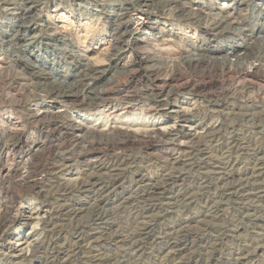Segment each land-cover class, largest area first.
I'll use <instances>...</instances> for the list:
<instances>
[{
  "label": "rangeland",
  "instance_id": "1",
  "mask_svg": "<svg viewBox=\"0 0 264 264\" xmlns=\"http://www.w3.org/2000/svg\"><path fill=\"white\" fill-rule=\"evenodd\" d=\"M35 1L0 0V110L13 111L28 141L44 142L30 159L28 148L11 151V124L0 119V165L9 152L13 168L0 173V220L5 204L22 220L1 228L0 264H264V27L238 19L245 0H181L179 12L175 0ZM28 7L30 17L18 19ZM189 8L202 17L197 25L182 19ZM237 49L248 53L242 63ZM81 69L88 74L76 105L48 98L51 82L41 73L57 70L69 87ZM248 74L257 85L246 83ZM102 92L143 93L149 103H169L163 112L189 107L201 127L191 133L161 114L177 124L172 134L138 133L134 144L114 150L112 138L64 136L76 111L88 114L78 106ZM39 102L55 104L63 118L33 122L27 113ZM133 113L146 121L147 113ZM94 153L97 160L87 162ZM219 165L235 172L236 186L246 185L241 193ZM170 174L178 178L166 182ZM30 209L31 220L21 217ZM187 224L192 231L181 229ZM18 236L31 237L24 255L8 248Z\"/></svg>",
  "mask_w": 264,
  "mask_h": 264
},
{
  "label": "bare ground",
  "instance_id": "2",
  "mask_svg": "<svg viewBox=\"0 0 264 264\" xmlns=\"http://www.w3.org/2000/svg\"><path fill=\"white\" fill-rule=\"evenodd\" d=\"M35 0H22L21 5H23L24 7L30 3H33ZM36 2V1H35ZM32 8L28 7V9L25 8V10L21 11L20 15L18 14V19H22V21L27 20L30 17V12H31ZM15 15V14H12ZM32 16V15H31ZM17 19V18H16ZM28 22V21H27ZM21 23V22H20ZM24 23V22H23ZM17 32V31H16ZM2 34V33H1ZM15 34V33H14ZM3 38V37H2ZM18 39H21V36L18 37ZM7 40V39H6ZM13 41H15V38H11L10 40H8V42H10L9 44L12 45ZM2 42V41H1ZM4 49V48H3ZM246 51L244 50V52L241 49H237L236 53L233 54V57H236V59L239 61V63H242L243 61L246 60V57H248V53L246 55L245 53ZM9 53V52H8ZM7 53V54H8ZM233 53V52H232ZM231 53V54H232ZM204 54V53H202ZM3 55V54H2ZM209 55V54H208ZM11 56V55H10ZM203 56V55H201ZM232 56V55H231ZM212 57V56H211ZM76 58V57H75ZM12 59V57H11ZM29 59V58H28ZM213 59V58H212ZM218 59V58H217ZM8 60V59H7ZM78 62V64L82 65L80 58L76 61ZM83 62V61H82ZM197 63V62H196ZM195 63V64H196ZM219 63V62H217ZM201 64V63H200ZM84 65V64H83ZM82 65V66H83ZM9 66V65H8ZM22 66L25 69H29L31 71H34L35 68H39V65H35V63H33V65L31 63H27L25 62L24 64H22ZM86 66V65H85ZM194 66V65H193ZM33 68V69H30ZM195 67V66H194ZM0 68H1V62H0ZM86 68V67H85ZM98 69V68H97ZM37 70V69H36ZM29 72V71H28ZM45 72V71H44ZM88 70H79L74 72V80L72 82V85L69 87H65V85L63 84V82H58L57 79V70H52L49 71L47 73H41V75H43L44 79L46 82L50 81L51 85H50V89L48 92V98H53V99H57V98H62V102L64 104H74L76 105V99L78 98V96L80 95V90L79 89H84V86H81V78L82 76H84L85 73H87ZM36 73V74H39ZM93 73V72H92ZM246 73H251V72H246ZM88 74V73H87ZM94 76H98L96 80H99L102 78V75H98L101 73H94ZM245 75L243 76V78L246 80V83L250 84V85H257V83L254 81V78L251 77L253 74H251L250 76ZM35 75V74H34ZM34 77V76H33ZM41 77V76H40ZM256 77V76H255ZM242 78V79H243ZM36 79V78H35ZM40 79V78H39ZM248 79H250V81H248ZM44 82V81H43ZM45 82V83H46ZM65 82V81H64ZM210 82V81H209ZM69 83V82H68ZM71 84V83H70ZM215 84V83H214ZM160 84H157V86H155L156 88H160V86H158ZM187 86V85H186ZM196 86V85H195ZM209 86V85H208ZM48 87V86H46ZM194 87V86H192ZM206 88V87H205ZM68 89V90H67ZM88 89V87H87ZM91 89V88H90ZM185 88H181V90H184ZM193 89V88H192ZM198 89V88H197ZM202 89V88H201ZM67 90V91H66ZM89 90V89H88ZM118 90V89H117ZM158 90V89H157ZM178 90V87H177ZM180 90V91H181ZM199 90V89H198ZM90 91V90H89ZM100 91V90H99ZM124 91V90H123ZM163 91V90H162ZM125 92V91H124ZM129 92V91H128ZM189 92V91H188ZM192 92V90H191ZM195 92V91H194ZM197 92V91H196ZM262 92V91H260ZM91 93V92H90ZM127 93V92H126ZM153 93V92H152ZM162 93V92H161ZM154 94V93H153ZM156 94V92H155ZM44 95V94H43ZM123 95V94H122ZM138 95V94H137ZM157 95V94H156ZM145 96V95H144ZM264 96V95H263ZM143 97V93H140L138 96H130V93L125 95V96H118L117 94H115L114 92H102V93H98V94H90L89 98L87 100V103L84 106H78L81 110L85 111L86 113H88L86 116L82 115L81 112H77V116H74V123L71 124V131L72 133H63L64 136H73L74 139H76L78 142L82 141L84 139L85 135H92V136H96L98 135L99 137H107V138H112L113 139V144H111V149H116V148H121V149H126L127 145L129 144H134L138 137L136 136V134L138 133H143L145 134L149 139L153 140L154 138H158L159 136H167L172 134V130L174 127L177 126H172V124H166L167 122H169V120H166L165 117H163L161 114L167 115L168 118H175L177 119L180 123H184L182 124L184 129H186L188 132H195L196 129L200 128L201 126L197 125L195 126V124L190 121L189 117L191 116V110L189 109V107H176L174 109H172L171 111H167V112H163L165 111V109H168L169 107V103L167 102H158V103H149L145 98ZM2 98V97H1ZM257 98V97H256ZM214 99V98H213ZM85 100V99H84ZM238 100V99H237ZM51 101H53L51 99ZM56 101V100H55ZM55 101L50 102V103H55ZM165 101V100H164ZM257 101H259L257 99ZM80 102V101H79ZM216 102V101H215ZM47 103V102H46ZM10 104V103H9ZM55 104H45L42 102H39L38 104H36V106L38 107V109L31 111L29 110V113H27L28 118H30V120L36 121V122H41L42 119H46L49 116H55L56 119H60L63 118L62 114H60V110L57 111H53V107ZM31 106V105H30ZM56 107V106H55ZM11 109V108H9ZM218 109V108H217ZM140 110L144 113H147V116L143 117L146 119V121L144 122H139V118L137 116H135V111ZM22 112V111H21ZM20 113V112H19ZM133 113V114H132ZM19 115V114H18ZM76 118V120H75ZM0 119L3 123V121L5 122H9L10 126H11V138L13 139V149H11V151H15V150H21V151H25L26 148H28V150L25 151V155H27V158H29V156H33L35 154H37L40 149H42L44 147V142L41 141H28L29 139L26 137V134L22 133L21 129V124L18 121L19 118H17L16 116L13 117V111L10 110L8 111L7 108H2L0 110ZM26 119V118H25ZM180 119V120H179ZM27 120V119H26ZM90 122V123H86V122ZM177 121V122H178ZM94 122V123H93ZM96 122V123H95ZM101 122V123H100ZM217 122V121H216ZM68 123V122H67ZM200 123V122H199ZM211 124V123H210ZM67 125V124H66ZM214 126V125H213ZM57 127V126H56ZM70 127V126H69ZM213 127H209V129H212ZM54 130V129H53ZM69 130V129H68ZM205 130V129H204ZM57 131V130H55ZM211 131V130H210ZM190 135V134H189ZM90 137V136H89ZM59 138V137H58ZM98 139V137H96ZM140 138V137H139ZM147 138V139H148ZM85 140V139H84ZM91 140V139H90ZM144 140V139H142ZM32 142V143H31ZM86 142V141H84ZM111 142V141H110ZM141 142V140H140ZM90 143V142H89ZM98 143V142H97ZM139 143V142H138ZM79 144V143H78ZM92 144V143H90ZM96 144V143H95ZM156 144V143H155ZM92 146V145H91ZM131 146V145H130ZM5 147V146H4ZM95 147V146H94ZM79 148V147H77ZM81 148V147H80ZM79 148V149H80ZM129 148V147H128ZM7 150V148H4L5 152ZM102 149L100 148H96V149H90L89 152H101ZM11 153L8 152L7 155H10ZM13 154V153H12ZM33 154V155H32ZM5 153L2 154V164L0 165V173L1 175H8L12 172L13 168L9 165L6 164L5 159L7 161V159H9V157L7 156ZM86 161L87 162H91L93 163V160L98 158L97 154H91V155H86ZM30 159V158H29ZM28 159V161H29ZM75 160V159H74ZM79 160V159H78ZM84 160V159H83ZM97 160V159H96ZM95 161V160H94ZM37 163V162H36ZM39 163V162H38ZM120 163V162H119ZM39 165V164H38ZM27 166V165H26ZM25 166V167H26ZM40 166V165H39ZM38 167V166H36ZM259 167V166H258ZM41 168V167H40ZM220 165L219 167H217V169L219 171H221L219 174H221L222 179L230 181L228 182L232 184V188L233 190L236 191H242L243 188L246 186L244 184H239L236 186V184L234 183V180L236 179V177H238L234 171L232 170H228L227 168H221ZM263 168V167H262ZM258 169V168H257ZM93 170V169H92ZM214 170V169H213ZM56 171V170H55ZM96 171V170H95ZM116 171L118 170H113L112 172L117 173ZM217 171V170H216ZM28 175V174H27ZM51 175V174H50ZM30 176V174L27 176V178ZM116 176V175H114ZM257 176V175H256ZM37 177V176H36ZM117 177V176H116ZM178 177H175V175L170 174L166 176V182H170L175 180ZM242 178V177H241ZM44 180V176L41 175L40 178L36 179L35 178V185H39L42 184ZM117 180V179H116ZM115 180V181H116ZM221 180V178H220ZM223 180V181H224ZM90 181V180H89ZM226 181V182H227ZM240 181V180H239ZM61 183V182H60ZM251 183V182H250ZM33 184V183H32ZM92 185V184H91ZM154 188V187H153ZM166 188L162 189L163 191ZM154 190V189H153ZM159 191V189H158ZM157 192V191H156ZM156 192H153L152 194H148V198L151 199V196H154ZM48 193V192H47ZM241 193V192H239ZM260 194V193H259ZM147 197L142 198V201L146 200V201H150V199H148ZM155 197V196H154ZM153 199V198H152ZM251 199V198H250ZM141 200V199H140ZM128 201V200H127ZM138 201V200H137ZM139 202V201H138ZM19 203V202H18ZM95 203V202H94ZM137 203V202H136ZM146 203V202H145ZM13 204V203H12ZM149 204V203H148ZM53 206V205H52ZM136 206V205H135ZM66 207V206H65ZM96 207V206H95ZM151 207V206H150ZM149 208V207H148ZM147 208V209H148ZM1 209V208H0ZM47 209V208H46ZM16 210V209H15ZM31 210V209H30ZM48 210V209H47ZM146 210V209H145ZM150 210V209H149ZM154 210V209H153ZM80 211V210H79ZM144 211V210H142ZM2 212V211H1ZM31 212H33V210H31L28 213L23 212V215H21V217H25V219H32L31 216ZM67 212V211H66ZM65 212V213H66ZM39 213V212H38ZM60 213V212H59ZM64 213V214H65ZM17 214V212H16ZM22 214V213H21ZM30 214V216H29ZM76 214V213H75ZM47 215V214H46ZM63 215V214H61ZM66 215V214H65ZM34 217V215H33ZM20 222L22 221L21 219H18V216H14L12 214V210L11 208L5 204L3 205V214L0 220V233H1V228L5 225V224H13L16 221ZM257 220V219H256ZM18 225V224H17ZM55 225V224H54ZM193 227V226H192ZM51 228V227H50ZM182 230L185 231H189L191 230V225L187 224L184 225L182 228ZM195 229V228H193ZM5 230V229H4ZM82 230V229H81ZM179 231V230H178ZM192 231V230H191ZM4 233V231H3ZM32 233V231L30 232ZM3 234H1L2 236ZM27 235V234H26ZM25 235V236H26ZM186 235V233H185ZM7 236V235H6ZM24 237H19L16 241L15 238L11 239L8 243V248L10 250V252L13 251H19L22 255L25 254V251L27 249L26 244L29 243L31 240L30 238H25ZM7 239V238H6ZM146 239V238H145ZM86 243V242H85ZM32 244V241L31 243ZM142 245V244H141ZM32 246V245H30ZM35 246V245H34ZM37 246V245H36ZM32 248V247H31ZM38 248V247H37ZM172 249V248H171ZM175 249V248H173ZM174 251V250H173ZM177 252V251H176ZM18 254V253H17ZM69 254V253H68ZM73 255V254H72ZM94 256V255H93ZM178 256V255H177ZM7 259V258H6ZM237 262V261H236ZM45 263V262H44Z\"/></svg>",
  "mask_w": 264,
  "mask_h": 264
},
{
  "label": "clouds",
  "instance_id": "3",
  "mask_svg": "<svg viewBox=\"0 0 264 264\" xmlns=\"http://www.w3.org/2000/svg\"><path fill=\"white\" fill-rule=\"evenodd\" d=\"M245 2L249 5V8L246 13L241 14L238 18L242 22L247 23L250 29H254L256 27H264V3H257L256 0H245ZM186 5L181 2V0H175V11L179 12L184 9ZM161 15L168 13H158ZM182 19L189 20L193 25H197L199 21L202 19L200 14L195 10L189 8V11L184 13ZM143 22V21H141ZM228 28L222 29L221 31H227ZM240 31H243L241 28ZM185 39H191L190 36H185Z\"/></svg>",
  "mask_w": 264,
  "mask_h": 264
}]
</instances>
